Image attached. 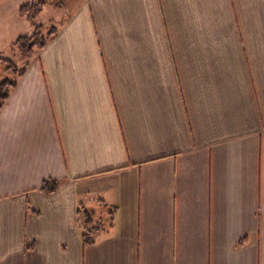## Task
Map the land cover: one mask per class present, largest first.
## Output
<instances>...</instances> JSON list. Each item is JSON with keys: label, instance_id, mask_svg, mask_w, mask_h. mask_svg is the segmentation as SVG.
<instances>
[{"label": "crops", "instance_id": "0c3cea01", "mask_svg": "<svg viewBox=\"0 0 264 264\" xmlns=\"http://www.w3.org/2000/svg\"><path fill=\"white\" fill-rule=\"evenodd\" d=\"M35 1L62 24L0 111V264H264V0H5L0 57Z\"/></svg>", "mask_w": 264, "mask_h": 264}, {"label": "trees", "instance_id": "16d2710c", "mask_svg": "<svg viewBox=\"0 0 264 264\" xmlns=\"http://www.w3.org/2000/svg\"><path fill=\"white\" fill-rule=\"evenodd\" d=\"M5 0H0L3 3ZM44 3L35 1L26 3L18 8V16L32 24H35L36 19L42 13ZM57 29L51 27L45 31L43 25L34 27V31L31 35L18 36L11 44V49H16L19 58L22 61L20 68L16 67L10 60L0 58V63L4 66V72L6 77L0 80V111L2 110L10 91L16 86L19 78L23 75L32 57L46 47L56 35ZM58 189V183L56 180L48 179L42 182L39 192L50 195ZM77 225L82 229L81 241L83 246L94 244L95 236L102 229L101 223H94L91 217V212L81 206L78 210V216L76 219ZM29 245L28 248H32Z\"/></svg>", "mask_w": 264, "mask_h": 264}, {"label": "rangeland", "instance_id": "374dc122", "mask_svg": "<svg viewBox=\"0 0 264 264\" xmlns=\"http://www.w3.org/2000/svg\"><path fill=\"white\" fill-rule=\"evenodd\" d=\"M24 4V2H22ZM47 7V5L45 6ZM48 8V7H47ZM0 15L3 18L12 19V14L8 11H0ZM53 17V20L49 21V18ZM14 22H17V26H15V34L19 35H31L34 31V27L38 25H43L45 31L50 29L51 27H54L57 29V32L61 29L62 21L60 20V17L58 16L57 11L47 12L46 8H43L42 13L39 15V17L36 19L35 24H32L24 19L19 18L17 15H13ZM15 23H12V25ZM11 25V27H12ZM11 27H1L0 28V44L2 42H7L8 37H10L9 32ZM153 30L155 29V25L152 23L150 26ZM18 31V32H17ZM14 35V33L12 34ZM7 60H10L16 67L20 68L22 66V61L19 58L18 52L16 49H9L6 54H4L3 57ZM4 70V66L0 63V80L4 79L6 77ZM109 211L106 207H96L90 208L91 217L94 220V223H101L103 226L107 223V215L109 214Z\"/></svg>", "mask_w": 264, "mask_h": 264}]
</instances>
